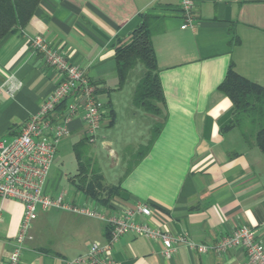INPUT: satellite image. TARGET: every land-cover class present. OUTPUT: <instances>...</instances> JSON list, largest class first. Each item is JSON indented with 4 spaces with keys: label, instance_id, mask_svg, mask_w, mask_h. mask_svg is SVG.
<instances>
[{
    "label": "crops",
    "instance_id": "obj_1",
    "mask_svg": "<svg viewBox=\"0 0 264 264\" xmlns=\"http://www.w3.org/2000/svg\"><path fill=\"white\" fill-rule=\"evenodd\" d=\"M194 6L193 26L181 28L180 0H40L24 27L0 37V137L12 139L60 79L30 49L27 38L40 35L99 86L98 99L107 113L90 146L103 136L102 146L116 144L112 138L119 129L117 106L123 103L118 98L125 83L118 85L115 47L144 14L155 15L152 43L164 122L152 138L157 115L140 109L126 121L127 136L142 139L139 145L148 144V150L107 183L117 186L114 196L106 204L98 202L72 183L77 163L73 175L63 168V152L85 136L83 111H78L58 142L43 189L52 195L66 192L75 203L107 213L144 202L161 228L187 233L196 243H215L243 224L264 245V153L246 123L233 124L234 105L217 90L230 64L264 88V0H195ZM142 69L139 64L132 70L137 80ZM22 212L19 201L0 200V264L12 249ZM105 224L60 209H39L20 264H61L83 255L93 243H106ZM111 257L115 264H250L246 252L235 248L199 253L179 245L167 259L159 241L131 232L117 239Z\"/></svg>",
    "mask_w": 264,
    "mask_h": 264
},
{
    "label": "built area",
    "instance_id": "obj_2",
    "mask_svg": "<svg viewBox=\"0 0 264 264\" xmlns=\"http://www.w3.org/2000/svg\"><path fill=\"white\" fill-rule=\"evenodd\" d=\"M194 5L195 0H180L181 28L193 26ZM27 42L32 52L59 72L60 79L38 111L29 116L12 139L0 137V200H17L23 206L21 221L5 264H20L24 244L32 238V220L39 209L50 208L102 220L108 232L106 243H93L85 254L62 259L61 264H115L111 257L113 244L127 232L159 241L161 254L167 259L174 255L176 247L183 245L199 253L242 249L250 264H264V245L256 239L255 231L243 224L234 226L229 234L215 243H196L187 233L175 235L161 228L159 217L144 202L107 213L88 204L75 203L66 192L47 194L43 189L44 182L55 160L58 142L69 132L70 121L78 111H83L85 136L91 144L107 111L98 99L97 83L69 62L58 47L50 46L47 39L40 35L29 36ZM136 216L140 219L137 220Z\"/></svg>",
    "mask_w": 264,
    "mask_h": 264
},
{
    "label": "trees",
    "instance_id": "obj_3",
    "mask_svg": "<svg viewBox=\"0 0 264 264\" xmlns=\"http://www.w3.org/2000/svg\"><path fill=\"white\" fill-rule=\"evenodd\" d=\"M39 2L40 0H0V37L15 27H24ZM157 20L155 15L144 14L142 21L131 31L127 40L115 47L119 86L125 83L137 65L140 64L143 68L135 84L132 105L148 114L157 115L158 120L156 119L151 129L152 138L164 122L161 109L164 97L152 43L153 25ZM225 72L217 90L225 94L234 105L232 122L236 125L246 123L248 133L253 134L255 145L264 153V88L236 73L232 64ZM108 116L111 125L113 112L110 111ZM243 132L244 136L248 135ZM73 144L72 152L76 159L77 172L72 176V183L77 190L106 204L117 192V186L105 182L99 164L91 155L90 143L86 136ZM148 148V144H140L135 158H141Z\"/></svg>",
    "mask_w": 264,
    "mask_h": 264
},
{
    "label": "rangeland",
    "instance_id": "obj_4",
    "mask_svg": "<svg viewBox=\"0 0 264 264\" xmlns=\"http://www.w3.org/2000/svg\"><path fill=\"white\" fill-rule=\"evenodd\" d=\"M135 77L136 76H134V72L131 71L124 84L123 91L119 93L118 99L123 104L117 106V120L119 124V129L118 132H116L117 135L113 136L112 138L114 139V141L117 140L116 144L112 143L110 147L102 146L99 141L101 139L104 140L107 137L103 136L99 137V141H97L95 144L96 147L94 146V144L90 146L91 155L93 159L103 168L106 183L114 182V175H118V173L122 172V169L126 164H129L133 161V159L136 157V152L139 148V143H143L142 139H140L139 141L134 140L133 136L129 137L126 133V131H128L126 128L127 119L133 115V111H141L140 109H137L132 105L133 91L137 81V78ZM124 104H127V107H124ZM107 129L109 128H105L104 132H106ZM109 148L114 151L115 155H112L109 152ZM67 151V153L63 152L62 154V161L64 163L63 168L66 173H69V175H73V173H75L76 171V161L70 146L68 147ZM68 184L69 183L67 182L66 184H64V186L70 187V185Z\"/></svg>",
    "mask_w": 264,
    "mask_h": 264
}]
</instances>
